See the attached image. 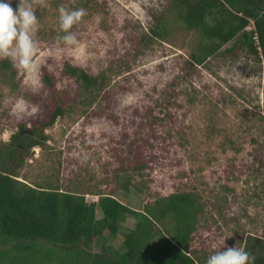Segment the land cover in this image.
<instances>
[{
  "label": "rangeland",
  "instance_id": "rangeland-1",
  "mask_svg": "<svg viewBox=\"0 0 264 264\" xmlns=\"http://www.w3.org/2000/svg\"><path fill=\"white\" fill-rule=\"evenodd\" d=\"M10 2L14 10L30 6L37 17L38 72L18 68L19 92L0 88L1 140L19 121L44 115L51 99L41 81L44 70L69 94L77 85L62 76L64 62L93 74L113 70L99 97L77 102L45 130L47 145L32 149L22 171L26 182L58 181L63 189L84 192L87 202L112 193L136 210L173 192H197L204 209L191 249L208 258L244 243L264 247V165L255 160L260 151L253 140H264V61L224 55L229 42L204 65L190 67L186 60L199 33L168 21L170 0ZM61 8L85 15L65 31ZM159 17L167 20L166 36L140 47L136 39ZM69 33L74 42L63 39ZM135 154L145 165L133 172ZM126 175L132 176L128 189L121 187ZM134 223L127 215L108 242L120 246Z\"/></svg>",
  "mask_w": 264,
  "mask_h": 264
},
{
  "label": "trees",
  "instance_id": "trees-1",
  "mask_svg": "<svg viewBox=\"0 0 264 264\" xmlns=\"http://www.w3.org/2000/svg\"><path fill=\"white\" fill-rule=\"evenodd\" d=\"M166 11L171 13L168 21L172 24L199 33L196 48L186 60L190 67L204 65L229 42L224 55L244 53L264 61V0H170ZM166 21L157 18L149 32L136 39L139 46L151 45L155 37L164 38ZM124 65L130 67L128 62ZM109 71L112 67L93 74L64 62L62 76L77 85V92L69 94L57 87L53 73L44 70L41 81L51 92L44 115L19 121L7 141L0 139V244L9 245L0 249V264H206L207 257L191 249L204 209L197 192H173L136 210L112 193H100L96 202H87L84 192L63 189L57 180L26 182L22 177L32 149L47 145L45 130L77 102L91 104L99 97L108 84ZM17 75L18 67L10 58L0 59V88L6 85L19 92ZM253 140L260 151L255 160L263 166L264 140ZM144 165L135 154L129 170L135 172ZM131 178L124 176L121 187L128 189ZM127 215L135 223L123 233L120 246L114 247L108 237L119 232ZM95 246L98 251L93 250ZM251 246L244 243L243 248L255 257L254 264H264V247L254 250Z\"/></svg>",
  "mask_w": 264,
  "mask_h": 264
},
{
  "label": "clouds",
  "instance_id": "clouds-1",
  "mask_svg": "<svg viewBox=\"0 0 264 264\" xmlns=\"http://www.w3.org/2000/svg\"><path fill=\"white\" fill-rule=\"evenodd\" d=\"M83 15V9L67 11L61 8V28L67 31ZM37 30L38 20L30 6L18 5L14 10L10 0H0V59L10 58L19 69L29 74L37 73L38 64L34 60L36 43L33 40ZM63 39L69 43L75 41L71 33ZM225 239L221 241V248L225 245ZM254 260L255 257L244 248L234 246L214 252L207 258L206 264H254Z\"/></svg>",
  "mask_w": 264,
  "mask_h": 264
},
{
  "label": "built area",
  "instance_id": "built-area-1",
  "mask_svg": "<svg viewBox=\"0 0 264 264\" xmlns=\"http://www.w3.org/2000/svg\"><path fill=\"white\" fill-rule=\"evenodd\" d=\"M252 28H253V26H248L247 27V29H252ZM254 38H255V40H257V36L256 35L254 36Z\"/></svg>",
  "mask_w": 264,
  "mask_h": 264
}]
</instances>
